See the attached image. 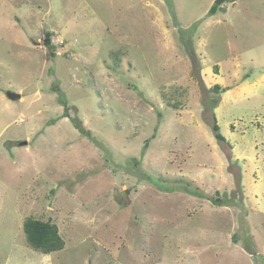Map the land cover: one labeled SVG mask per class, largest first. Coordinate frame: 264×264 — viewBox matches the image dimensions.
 Listing matches in <instances>:
<instances>
[{
    "label": "rangeland",
    "instance_id": "1",
    "mask_svg": "<svg viewBox=\"0 0 264 264\" xmlns=\"http://www.w3.org/2000/svg\"><path fill=\"white\" fill-rule=\"evenodd\" d=\"M216 1L0 0V264H264V0Z\"/></svg>",
    "mask_w": 264,
    "mask_h": 264
},
{
    "label": "trees",
    "instance_id": "2",
    "mask_svg": "<svg viewBox=\"0 0 264 264\" xmlns=\"http://www.w3.org/2000/svg\"><path fill=\"white\" fill-rule=\"evenodd\" d=\"M217 4H214L209 10V14L213 15L217 11ZM52 33H48L44 39V44L49 48L53 49L54 45L51 39ZM202 85V83H201ZM204 88V87H203ZM230 87L222 88L219 84L212 86V91L215 93L226 92ZM63 102L64 100L61 99ZM210 100H206V103ZM216 101H213V104H210L211 118H212V129L215 132V136L219 141H226L225 136L220 132V126L218 124L215 108L217 107ZM77 128L81 130L82 133L89 135V130H87L82 121L78 119H73ZM149 141L147 142L148 146ZM215 201L220 202L219 198ZM23 230L26 234V239L32 249L44 253L50 254L52 252L62 250L66 242L61 234L60 227L57 223L52 220H43L36 217H27L23 224Z\"/></svg>",
    "mask_w": 264,
    "mask_h": 264
},
{
    "label": "water",
    "instance_id": "3",
    "mask_svg": "<svg viewBox=\"0 0 264 264\" xmlns=\"http://www.w3.org/2000/svg\"><path fill=\"white\" fill-rule=\"evenodd\" d=\"M223 0H217L216 4H220ZM8 96L11 100H17L21 98V95L18 93H14V92H9Z\"/></svg>",
    "mask_w": 264,
    "mask_h": 264
}]
</instances>
